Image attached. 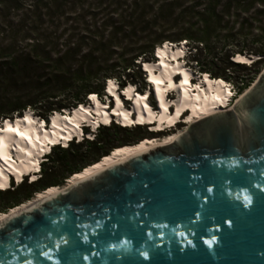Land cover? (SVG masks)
<instances>
[{"label":"water","instance_id":"water-1","mask_svg":"<svg viewBox=\"0 0 264 264\" xmlns=\"http://www.w3.org/2000/svg\"><path fill=\"white\" fill-rule=\"evenodd\" d=\"M0 264H264V71L173 145L6 220Z\"/></svg>","mask_w":264,"mask_h":264},{"label":"trees","instance_id":"trees-1","mask_svg":"<svg viewBox=\"0 0 264 264\" xmlns=\"http://www.w3.org/2000/svg\"><path fill=\"white\" fill-rule=\"evenodd\" d=\"M261 7L264 0H0V122L30 110L49 124L55 113L89 105L92 95L106 102L108 81L121 90L136 86L132 72L146 75L143 64L157 61L155 51L165 43L186 41L196 51V73L213 80L230 81L229 69L254 71L248 81L242 80L241 95L261 72L264 58L249 66L233 58L264 57V45L246 52L230 40L241 35L242 30L234 32L236 24L249 21L242 15L264 13ZM219 49L225 52L223 59ZM202 50L213 57L201 59ZM146 87L145 81L137 91L144 93ZM151 101L156 108L153 97ZM142 129L114 122L99 128L93 139L54 147L40 178L0 191V215L99 167L106 158L124 153L118 152L122 148L141 147L148 135ZM113 137L128 140L115 144Z\"/></svg>","mask_w":264,"mask_h":264},{"label":"bare ground","instance_id":"bare-ground-1","mask_svg":"<svg viewBox=\"0 0 264 264\" xmlns=\"http://www.w3.org/2000/svg\"><path fill=\"white\" fill-rule=\"evenodd\" d=\"M156 54L157 61L145 63L143 66L150 85H153L151 91L157 101L156 109L149 103L151 91L140 93L136 91L134 85L128 86L125 90L127 99L132 100V108L126 109L118 95L117 82L109 80L107 83L106 92L115 98L112 114L124 127L134 128L136 125L154 124L155 128H152V131L168 132L180 124L192 126L213 115L233 109V90L225 80H212L208 74H205L195 87L192 85L194 74L182 61L186 56L185 44L174 47L171 43H165L157 48ZM259 59L261 56L237 55L234 61L251 65ZM173 93L175 96L169 99L170 94ZM91 99L92 108L82 105L71 111L70 117L65 116V113L53 114L50 130L45 127L46 123L30 110L26 111L23 117L4 121L3 126H0V190L8 189L12 177L15 183L20 184L24 177L30 174L31 182L36 181L39 178L36 173L40 169L42 156L49 153L56 144L63 143L67 146L75 136L81 140L83 123L92 124L94 129L100 122L110 124L112 117L108 110L109 106L103 104L96 95H92ZM92 111L95 112L96 119L91 116ZM181 134L174 133L163 140H154L139 148L115 155L109 162L70 181L66 186L42 192L31 201L2 213L0 225L43 199L88 180L118 163L126 162L157 147L173 145Z\"/></svg>","mask_w":264,"mask_h":264},{"label":"rangeland","instance_id":"rangeland-1","mask_svg":"<svg viewBox=\"0 0 264 264\" xmlns=\"http://www.w3.org/2000/svg\"><path fill=\"white\" fill-rule=\"evenodd\" d=\"M259 9L262 10V9H264V7H261ZM242 18L249 19V21L245 22L242 25V27H241L240 24H236V29H235L234 32L242 30L241 31V35L238 36L237 38H235L234 40H230V43H235V45L240 44V47H241L240 49L243 48V49H245L246 52H249L251 50L255 51L256 49H259L261 47V45H264V13L256 14L254 12V10H252L251 12H249L247 14H243ZM242 20H240V23L242 22ZM255 41H258V42L254 43ZM171 44L174 47H179V46H182L183 44H185V53H186L187 57L184 60H182V61L185 62L187 67L195 75L196 71L198 70V68L196 67V62L194 61V55H196V51L195 50L191 51V48H190L189 44H187L186 41L181 43V45L173 44V43H171ZM219 51H221V50L219 49L218 52H216L218 54V58L219 59H223L225 52L221 53ZM208 53L209 52H205L204 50H202L201 51V59H203V60L211 59L214 54L209 56ZM263 58L264 57H261V59H263ZM220 63H223V62H220ZM261 68H262L261 72L258 75H256V80L249 87V89H251L257 83V81L259 80V77L261 76V74L264 71V64L261 65ZM143 71H144V69H143ZM255 74L256 73L254 71H243V70H234V69L227 70V75L231 79L230 81L228 80L227 82H228V84L231 85L230 87L232 88V86H233L234 89L237 92V96H236L237 98L232 100V104L235 105V103L238 100V98H240V96H242L246 91L249 90L248 89V90L244 91L241 95H239V87L242 86V83H241L242 80L244 81L246 79L245 81H248L249 78L252 77ZM132 75H133V81L135 83H137V85L134 86L135 89L144 88L145 81L148 82L147 81L148 79H145V81H144V78H145L146 75H143L142 73H137V72H132ZM199 80H200L199 76L195 77V81L194 82L198 84ZM130 85L131 84H129L128 86H130ZM118 87H120V86L118 85ZM146 89H147L146 91H149V87H146ZM174 96H175V93H173V95L171 94V96L169 98L171 99ZM104 99L106 100V102H103V104L107 105L110 102V100H108L106 97ZM150 102H152V101H150ZM126 106H129V104H126ZM87 107H89V106L87 105ZM66 113L69 114L70 112H66ZM190 127L191 126H188V125H185V124H182V125L180 124L176 128H173L171 131H168V132L166 131V132H161V133L159 132V133H155L154 135H150L149 133H151L152 131L147 130V128H146L147 131L145 129H142V132L143 133H147L148 135L146 136L147 138H145L144 140L140 141L141 144L140 143L139 144H140V146H142V145H144L146 143H149V142H152L154 140H163L168 135H171V134H174V133L175 134L184 133ZM125 140H128V138H122V137L116 138V137H113V141L115 142V144H119L120 142L125 141ZM130 146L131 147L122 148L118 152H120L122 150L123 151H127V150H130V149H134L136 147L135 145H130ZM111 157L110 158H106V160H105L106 162L105 163L109 162L112 159ZM102 160H104V158ZM95 168H97V166L93 167L92 169H89V170H87L85 172H82V173L76 175L73 178L71 177V179L66 180V183L63 186H60V187L66 186L68 183H70V181H73L74 179H76V178H78V177H80V176H82V175L94 170ZM63 174H64V171H61L60 174H59V177H62ZM38 177L40 178V176H38ZM28 183H31V179L28 180ZM15 186L17 187V185H15ZM56 188H58V187H56ZM50 190H52V189H50ZM39 194H37V195H39ZM37 195H35L33 197V199Z\"/></svg>","mask_w":264,"mask_h":264},{"label":"built area","instance_id":"built-area-1","mask_svg":"<svg viewBox=\"0 0 264 264\" xmlns=\"http://www.w3.org/2000/svg\"><path fill=\"white\" fill-rule=\"evenodd\" d=\"M243 85V84H242ZM232 90H233V94H234V96H233V99H236L237 97V92H236V90L234 89V87L232 86Z\"/></svg>","mask_w":264,"mask_h":264},{"label":"flooded vegetation","instance_id":"flooded-vegetation-1","mask_svg":"<svg viewBox=\"0 0 264 264\" xmlns=\"http://www.w3.org/2000/svg\"><path fill=\"white\" fill-rule=\"evenodd\" d=\"M155 133V132H154Z\"/></svg>","mask_w":264,"mask_h":264}]
</instances>
